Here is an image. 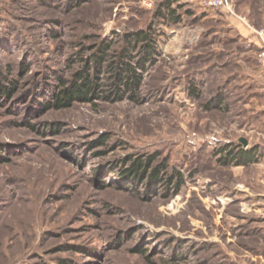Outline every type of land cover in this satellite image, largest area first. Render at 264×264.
Returning a JSON list of instances; mask_svg holds the SVG:
<instances>
[{
	"label": "rangeland",
	"instance_id": "rangeland-1",
	"mask_svg": "<svg viewBox=\"0 0 264 264\" xmlns=\"http://www.w3.org/2000/svg\"><path fill=\"white\" fill-rule=\"evenodd\" d=\"M164 1L0 0V87L14 90L0 98V264H264V0H181L179 22L155 17ZM133 31L156 52L137 98L116 99L109 65ZM86 65L100 95L53 107L48 86ZM229 78L228 110L206 109ZM238 142L258 160L224 164L217 149ZM156 153L183 177L176 194L120 175Z\"/></svg>",
	"mask_w": 264,
	"mask_h": 264
},
{
	"label": "trees",
	"instance_id": "trees-1",
	"mask_svg": "<svg viewBox=\"0 0 264 264\" xmlns=\"http://www.w3.org/2000/svg\"><path fill=\"white\" fill-rule=\"evenodd\" d=\"M83 0H75V4L80 5ZM181 0H165L160 4V10L155 13V17L159 19H169V17L175 22H179L181 17L177 15V9L173 7L174 4L179 3ZM126 47L119 54L118 59L111 65H109L110 70L113 71V94L116 99H122L125 93H130L131 98L136 99L140 90L141 85V74L138 68L144 69L146 64L153 60V56L156 52L155 45L153 44V39L148 31H133L125 36ZM141 45L142 57L138 61V67L134 66L130 61L132 58L131 52L138 46ZM111 46L110 43H102L98 53L92 57L89 62L93 63V69L99 74L104 70V64L106 59V51ZM257 50V49H256ZM255 50V51H256ZM247 62H251V65L260 69L257 62L258 59H248ZM89 65H86L85 71L77 73L76 78L72 83L63 88L61 91L57 92L55 85L48 86V93L52 100V106L57 109H62L71 106L74 102H89L94 97L99 96V84L94 79V77L88 72ZM204 73V71H202ZM206 73V72H205ZM204 73V74H205ZM60 80V77L57 76ZM193 82H197L201 85L203 84L201 79H191ZM190 80V81H191ZM231 79H226L221 87L217 89L212 99L206 103V109L218 108L222 111H227L228 107L225 103V92L224 87L229 83ZM65 85V84H64ZM251 90L255 89L254 85H249ZM264 89V85L261 87ZM11 87H0V98L9 99L12 97ZM192 97L199 98L200 90L192 84L189 90ZM260 97H264V90L260 94ZM111 97V96H110ZM46 95V99H47ZM47 103V102H46ZM47 107L51 106L49 102L46 104ZM264 111V109H262ZM218 154L221 155L224 164L235 163L237 165L247 166L258 160V153L256 149H245L241 143L224 145L217 149ZM158 153L149 155L148 157L142 159V157L134 160L131 166L126 170L122 171L120 175L130 183L131 185L145 184L147 185V190L149 193L157 194L159 189L165 192L168 196L174 190L172 194H176L183 183V177L177 171L172 173H167V166L164 163H155L158 160ZM0 160H2V154L0 153ZM126 183V184H127ZM174 184V185H173ZM103 187H107L109 184H102ZM129 188L128 184L127 187Z\"/></svg>",
	"mask_w": 264,
	"mask_h": 264
},
{
	"label": "built area",
	"instance_id": "built-area-1",
	"mask_svg": "<svg viewBox=\"0 0 264 264\" xmlns=\"http://www.w3.org/2000/svg\"><path fill=\"white\" fill-rule=\"evenodd\" d=\"M208 5H209V6H223V7H227V8H229V9H231V8H230V3H229L228 0H210V1L208 2ZM208 140H209V142H211L212 144H213L214 142L218 141V140H216L214 137H212V138H208Z\"/></svg>",
	"mask_w": 264,
	"mask_h": 264
},
{
	"label": "water",
	"instance_id": "water-1",
	"mask_svg": "<svg viewBox=\"0 0 264 264\" xmlns=\"http://www.w3.org/2000/svg\"><path fill=\"white\" fill-rule=\"evenodd\" d=\"M242 142L244 143V145H247V141L245 139H242Z\"/></svg>",
	"mask_w": 264,
	"mask_h": 264
}]
</instances>
